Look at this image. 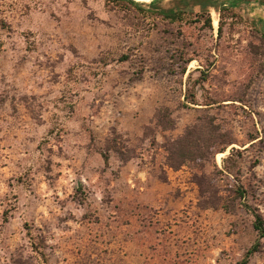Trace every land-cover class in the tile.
<instances>
[{
  "label": "rangeland",
  "instance_id": "obj_1",
  "mask_svg": "<svg viewBox=\"0 0 264 264\" xmlns=\"http://www.w3.org/2000/svg\"><path fill=\"white\" fill-rule=\"evenodd\" d=\"M129 1L145 11L0 0V264H239L257 239L196 179L225 200L242 186L264 220V0ZM208 119L234 143L170 169L167 144Z\"/></svg>",
  "mask_w": 264,
  "mask_h": 264
},
{
  "label": "trees",
  "instance_id": "obj_2",
  "mask_svg": "<svg viewBox=\"0 0 264 264\" xmlns=\"http://www.w3.org/2000/svg\"><path fill=\"white\" fill-rule=\"evenodd\" d=\"M115 3H125L132 8L136 9L138 12H144V6L141 4L133 3L129 0L126 2H122L120 0H112ZM142 3H148L146 1H142ZM192 4V5H189ZM264 4V2H263ZM182 6L184 9L192 6L191 10H194L198 13L207 12L209 9H218L217 6L213 3V0H183ZM157 7L152 6L149 7L148 12L154 13ZM185 12L182 9L176 10H161L159 14H155L162 19L174 23L176 21L181 20V16L184 15ZM205 25L208 28H211V22L209 19L205 20ZM205 74L202 75L197 84L199 85L205 81ZM184 99L186 103H189L193 106H198V101L196 95L187 90L184 95ZM164 117H159V111L156 112L154 118H152V123H155L157 127H162ZM201 122V121H200ZM169 126L164 128L171 129L172 121H168ZM203 125L199 126L196 124L188 129L184 136L178 140H174L167 144L166 152H167V163L168 167L173 170H180L182 167L187 166L190 163H194L196 159L202 160L204 162H211L214 160L216 154H223L226 151V148H217V145L220 143L223 145H232L234 142L232 140H226L224 142L222 134H220L216 127L213 126L212 119L204 120ZM167 124V125H168ZM223 139V141H222ZM119 154V152H116ZM121 157V155H120ZM129 159L121 160V162H127ZM104 162H107V158L104 157ZM196 184L199 187L201 198H204V207L209 208H219L224 212L231 214L235 211L236 207L243 208L247 213H249L253 219L252 227L257 234V239L255 243L246 250L242 260L239 264H249L250 259L259 252L260 240L264 239V220L262 215L257 209H254L247 202H245L246 191L242 186L237 185L234 190H230V193L234 196L233 200L224 199L218 196V191L210 186V184H205L203 180L196 179ZM206 199V200H205Z\"/></svg>",
  "mask_w": 264,
  "mask_h": 264
},
{
  "label": "bare ground",
  "instance_id": "obj_3",
  "mask_svg": "<svg viewBox=\"0 0 264 264\" xmlns=\"http://www.w3.org/2000/svg\"><path fill=\"white\" fill-rule=\"evenodd\" d=\"M133 1H134V0H133ZM143 1H146V2H149V3H150L152 0H143ZM157 1L160 2V1H170V0H157ZM135 2H136V1H135ZM216 23H217L216 20H214V21H213V24L216 25Z\"/></svg>",
  "mask_w": 264,
  "mask_h": 264
}]
</instances>
